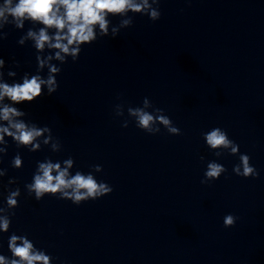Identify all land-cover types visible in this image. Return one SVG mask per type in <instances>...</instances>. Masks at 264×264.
<instances>
[{"label": "clouds", "instance_id": "1", "mask_svg": "<svg viewBox=\"0 0 264 264\" xmlns=\"http://www.w3.org/2000/svg\"><path fill=\"white\" fill-rule=\"evenodd\" d=\"M160 3L161 0H0V42L7 39L5 28L8 26L24 29L26 21L41 25L38 29L28 28L18 40L21 46L26 41L32 42L36 52L34 74L25 72L18 82L13 80L9 83L5 77H16L18 73L13 68H20V63L13 61L5 70L6 61L0 56V164L8 154L9 139L17 149H27L32 153L42 151L45 146L52 153L61 152L62 145L54 138L52 129L26 119L29 113L17 105L34 102L45 94V90L49 96L56 93L59 88L56 77L61 74L62 65L68 63L69 58L76 63L85 45H92L104 37H117L121 29L133 25L134 15H146L151 21H158L161 17ZM110 17L121 19L117 25H113ZM45 69L46 77L42 75ZM124 114V103L115 105V115L123 117ZM127 117L122 124L124 128L132 120L138 129L150 135L160 133L161 126L170 135L182 134L170 117L164 114V110L155 107L147 97L143 99L142 106H128ZM202 138L216 157H222L225 152L238 156L239 163L232 169L235 175L243 178L259 176L257 169L250 163L251 157L240 153L239 145L229 138L224 129L214 127L203 132ZM10 167L17 170L23 167L19 151L11 159ZM74 167L75 159L72 156L55 161L45 157L37 161L31 182L24 185L27 196L36 201L43 200L45 196L56 197L80 206L111 194L112 186L98 181L95 175L103 171L102 165H92L87 173L78 169L73 174L70 170ZM226 171L224 165L215 160L207 162L201 184L218 180ZM7 175L8 169L0 167V188L7 191L5 202L0 204V234L9 233L12 217L16 214L14 210L20 206L21 188L11 187L18 183L17 178L9 177L5 185L3 178ZM237 219L227 214L223 226L231 228ZM7 246L11 256L0 253V264H53V257L37 248L28 234L12 232Z\"/></svg>", "mask_w": 264, "mask_h": 264}]
</instances>
